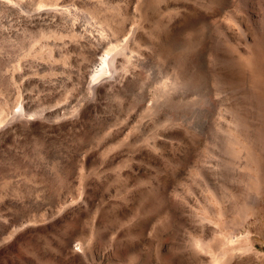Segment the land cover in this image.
<instances>
[{
    "label": "rangeland",
    "instance_id": "374dc122",
    "mask_svg": "<svg viewBox=\"0 0 264 264\" xmlns=\"http://www.w3.org/2000/svg\"><path fill=\"white\" fill-rule=\"evenodd\" d=\"M0 264H264V0H0Z\"/></svg>",
    "mask_w": 264,
    "mask_h": 264
},
{
    "label": "bare ground",
    "instance_id": "6f19581e",
    "mask_svg": "<svg viewBox=\"0 0 264 264\" xmlns=\"http://www.w3.org/2000/svg\"><path fill=\"white\" fill-rule=\"evenodd\" d=\"M134 34H135V30H133V29H130V31H129V34H128V39L127 40H131V38L134 36ZM125 42V41H124ZM108 59V58H107ZM114 59V58H113ZM109 61L107 60L106 61V58L105 57H101L98 61H97V63L95 64V67H94V69H93V74H92V76H91V82L90 83H95V80L99 77H102L101 75L105 72V68H106V63H107V65L109 64L108 63ZM114 62V61H113ZM107 70H108V66H107ZM104 71V72H103ZM105 74V73H104ZM174 77V76H173ZM98 80V79H97ZM20 111H21V109H20ZM216 257V256H215ZM216 258H218V257H216ZM216 258H214L215 259V262H218L219 261V258L218 259H216ZM221 260V259H220Z\"/></svg>",
    "mask_w": 264,
    "mask_h": 264
}]
</instances>
